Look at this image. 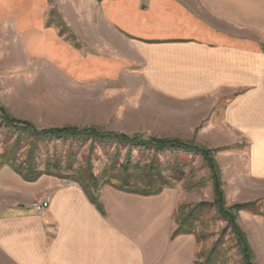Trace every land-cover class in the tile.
Listing matches in <instances>:
<instances>
[{
    "label": "crops",
    "instance_id": "crops-1",
    "mask_svg": "<svg viewBox=\"0 0 264 264\" xmlns=\"http://www.w3.org/2000/svg\"><path fill=\"white\" fill-rule=\"evenodd\" d=\"M54 1L69 23L89 20L86 7L100 23L91 35L74 30L93 50V67L76 65L80 79L114 80L129 65L174 99H226L217 108L246 135L264 172V0H77L74 17L68 0ZM51 7V0H0L4 54L11 36L34 66L68 69L81 61L47 23ZM22 180L15 171L0 175V264H197L195 235H173L176 190L105 187L102 212L73 181L50 179L32 191L35 182ZM45 195L50 205L37 215L34 203Z\"/></svg>",
    "mask_w": 264,
    "mask_h": 264
},
{
    "label": "rangeland",
    "instance_id": "rangeland-1",
    "mask_svg": "<svg viewBox=\"0 0 264 264\" xmlns=\"http://www.w3.org/2000/svg\"><path fill=\"white\" fill-rule=\"evenodd\" d=\"M51 1L47 23L53 25L75 51H80L79 59L82 60L71 62L68 69L44 64L34 66L24 60L20 47L13 43L11 36L6 38L10 45L7 47L8 56L4 54L2 44L5 38H0V58L4 54V61L0 59V105L12 116L30 121L40 129L94 126L140 135L143 139L174 138L209 149L219 167L225 208L235 215L234 221L252 250L253 263L264 264V172L261 166L253 163L246 135L228 126L217 108L221 104L224 106L226 99L220 103L217 102L219 98L212 102L210 97L199 101L174 99L156 91L139 70L129 65H122L120 75L114 80L80 79L76 75V65L93 67L87 64L90 63L88 52L93 50L83 45L84 41L74 30L91 35L100 23L97 25L92 20V11L86 6L84 14L90 19L69 23L59 12L60 5ZM77 4V0H68V12L72 16ZM3 131L4 126H0V153L8 151L15 138V135H5ZM47 143L49 150L43 143L38 148L40 167L44 169L48 159L56 158L61 165L56 174L65 178L43 173L32 183V191L38 190L46 180L90 179L92 174L101 182L110 180L119 185L121 177L128 172L131 189L143 188L141 186L149 180L159 184L164 180L167 183L164 189L178 191L177 228L182 224L197 239V264H245L241 245L229 220L218 211L212 171L198 152L166 149L160 153L153 147L140 151L137 145H133L130 169L125 172L126 144L96 143L91 150L90 139L77 142L49 140ZM28 145L29 140H24L21 146L16 147L14 155L19 158L17 161L25 159ZM152 165H156L155 172L150 171ZM13 172L9 165L0 167V175ZM105 187L114 188L104 185L100 190ZM200 203L205 204L200 207ZM237 205L242 208L236 210Z\"/></svg>",
    "mask_w": 264,
    "mask_h": 264
},
{
    "label": "trees",
    "instance_id": "trees-1",
    "mask_svg": "<svg viewBox=\"0 0 264 264\" xmlns=\"http://www.w3.org/2000/svg\"><path fill=\"white\" fill-rule=\"evenodd\" d=\"M0 126H4L3 133L5 135H15L14 144L11 148L6 151L0 153V167L3 165H9L17 174H19L24 180L29 182H34L39 179V177L46 173L48 175H52L55 177H59L64 179L65 177L59 176L56 172L60 169V162L55 159H48L45 164V168L42 169L40 164L38 163V148L40 143H43L45 149L49 150V145L47 141L51 140L55 141H70L77 142L83 141L86 139L91 140L90 148L93 149L96 143L101 145H105L107 143H121L127 145L126 150V159L123 163L125 172L128 171L130 165V155L132 152V146L137 145L138 150L143 151L145 149H149L153 147L155 152L164 153L166 149H182L185 151H196L198 152L208 163L212 175L214 176V184H215V192L217 195L216 202L218 205L219 213L229 220V223L232 227V230L236 234L238 242L241 245V251L243 252V258L245 264H254L253 263V253L248 245L247 240L244 239L243 234L239 231V227L235 223L234 219L235 215L229 213V211L225 208L224 202V193L221 189V181H220V171L217 165V162L212 156V151L206 149L204 147H200L193 143L183 142L179 139L174 138H166V137H151L149 139H143L140 135H128L124 132H115L108 131L98 127H78V126H62V127H48V128H37L32 122L27 120L18 119L12 116L9 111L0 105ZM24 140H29V147L27 151V155L23 161H17L19 158L16 157L15 149L17 146H21ZM54 157V156H53ZM156 165H152L150 167V171L155 169ZM155 172V170H154ZM75 183H78L80 187L86 192L91 201L96 204V206L102 211V205L99 202L98 192L104 185H112L116 189L124 190L127 192L138 193L143 195H155L162 192L165 185H167L166 181L162 180L161 184L156 181L145 184L141 186L143 188L140 189H131L130 182V174L127 172L121 177V183L117 185L115 182L107 180L100 181L98 177L92 174L90 179H86L84 177H80L77 180H72ZM155 185L157 187L153 188ZM205 204V203H204ZM200 203L199 206L202 207L204 205ZM236 210L242 208L241 205L236 206ZM192 212V211H191ZM191 233L190 230L184 228L182 224L178 225V228L174 231L173 235H178L181 233Z\"/></svg>",
    "mask_w": 264,
    "mask_h": 264
},
{
    "label": "built area",
    "instance_id": "built-area-1",
    "mask_svg": "<svg viewBox=\"0 0 264 264\" xmlns=\"http://www.w3.org/2000/svg\"><path fill=\"white\" fill-rule=\"evenodd\" d=\"M71 183V182H70ZM51 202L50 195L45 196L40 202L34 204V210L37 215H42Z\"/></svg>",
    "mask_w": 264,
    "mask_h": 264
},
{
    "label": "water",
    "instance_id": "water-1",
    "mask_svg": "<svg viewBox=\"0 0 264 264\" xmlns=\"http://www.w3.org/2000/svg\"><path fill=\"white\" fill-rule=\"evenodd\" d=\"M69 183L71 182V181H68Z\"/></svg>",
    "mask_w": 264,
    "mask_h": 264
}]
</instances>
